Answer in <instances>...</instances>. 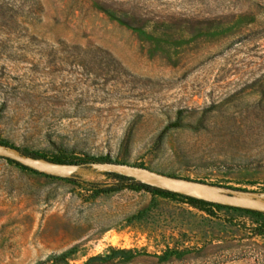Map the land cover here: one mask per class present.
Instances as JSON below:
<instances>
[{
  "label": "rangeland",
  "instance_id": "374dc122",
  "mask_svg": "<svg viewBox=\"0 0 264 264\" xmlns=\"http://www.w3.org/2000/svg\"><path fill=\"white\" fill-rule=\"evenodd\" d=\"M0 142L264 198V0H0ZM75 175L0 157V264H264V211Z\"/></svg>",
  "mask_w": 264,
  "mask_h": 264
},
{
  "label": "water",
  "instance_id": "95a60500",
  "mask_svg": "<svg viewBox=\"0 0 264 264\" xmlns=\"http://www.w3.org/2000/svg\"><path fill=\"white\" fill-rule=\"evenodd\" d=\"M0 157L11 159L32 170L55 177H76L75 172L84 166L103 167L109 172L118 173L141 180L163 190L202 199L225 206L264 211V198L242 195L239 190L218 192L215 186L166 174L145 166L114 161H91L87 163L59 162L43 156L28 154L19 148L0 142Z\"/></svg>",
  "mask_w": 264,
  "mask_h": 264
},
{
  "label": "trees",
  "instance_id": "16d2710c",
  "mask_svg": "<svg viewBox=\"0 0 264 264\" xmlns=\"http://www.w3.org/2000/svg\"><path fill=\"white\" fill-rule=\"evenodd\" d=\"M179 126H181V121H180L179 118H177L175 121H173V122H171V123H169V124H167L165 126V128L163 129V133L166 132L167 130H169L170 128H177ZM26 153H28V152H26ZM28 154H32V153H28ZM32 155L39 156L37 154H32ZM9 160L13 161L11 159H9ZM52 160L63 162L62 160L57 159V158H52ZM13 162H15V161H13ZM78 162L83 164V163H87L89 161L88 160H84V159H79ZM17 164L21 165L20 163H17ZM25 168H28V167H25ZM28 169H30V168H28ZM109 174L114 176V177H116V178L122 179V180L131 181L132 184L130 185V187H132V188H135V186H137V187H140V188H144V189H146L148 191H152V192L163 194V195H167V196L181 195V194H178V193H174V192H170V191H167V190H163V189H160V188H156V187L150 186V185H148V184H146V183H144L142 181H137V179L132 178V177H128V176L121 175V174H118V173H113V172H109ZM72 178H74V177H72ZM182 196L186 197L188 200H190L193 204H196V205H199V204H210V205H214V206H225V205H221V204H217V203H211V202H208V201H205V200H202V199H197V198H194V197H189V196H185V195H182ZM226 207H230V206H226ZM244 210H247L248 212L262 214L261 212H258V211H253V210H249V209H244ZM68 251H70V249L66 250V251H63L61 253H58V254L49 255L48 259L54 260V263L60 262L64 257H66V254L68 253ZM168 253H173V255H176L177 257H181L182 254H183V252L181 250L170 249V250L165 251L163 256L164 257L167 256ZM136 255H137V253L132 251V250L112 249L109 253H107L105 255H97V256H93V257L89 258L87 260V264H93V263H97L99 261L100 262H104V263L105 262L111 263V262H114L115 260H118L119 262H126V261H129V260L135 258ZM34 264H45V260H39V261L35 262Z\"/></svg>",
  "mask_w": 264,
  "mask_h": 264
}]
</instances>
